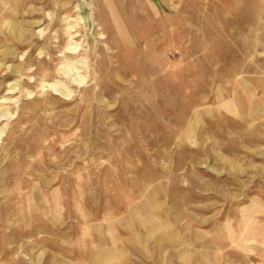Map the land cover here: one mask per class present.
<instances>
[{
  "label": "rangeland",
  "instance_id": "1",
  "mask_svg": "<svg viewBox=\"0 0 264 264\" xmlns=\"http://www.w3.org/2000/svg\"><path fill=\"white\" fill-rule=\"evenodd\" d=\"M0 264H264V0H0Z\"/></svg>",
  "mask_w": 264,
  "mask_h": 264
},
{
  "label": "bare ground",
  "instance_id": "2",
  "mask_svg": "<svg viewBox=\"0 0 264 264\" xmlns=\"http://www.w3.org/2000/svg\"><path fill=\"white\" fill-rule=\"evenodd\" d=\"M70 49H73V50H75V47H70ZM62 70H63V68H62ZM63 71H65V70H63ZM66 72V71H65ZM77 79V78H76Z\"/></svg>",
  "mask_w": 264,
  "mask_h": 264
}]
</instances>
